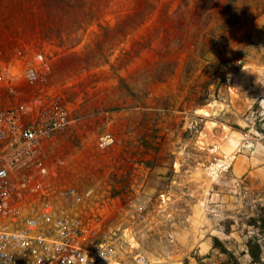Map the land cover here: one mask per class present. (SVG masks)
Listing matches in <instances>:
<instances>
[{
    "label": "rangeland",
    "instance_id": "obj_1",
    "mask_svg": "<svg viewBox=\"0 0 264 264\" xmlns=\"http://www.w3.org/2000/svg\"><path fill=\"white\" fill-rule=\"evenodd\" d=\"M0 56L73 109L44 160L119 226L95 264H264V0H0Z\"/></svg>",
    "mask_w": 264,
    "mask_h": 264
},
{
    "label": "built area",
    "instance_id": "obj_2",
    "mask_svg": "<svg viewBox=\"0 0 264 264\" xmlns=\"http://www.w3.org/2000/svg\"><path fill=\"white\" fill-rule=\"evenodd\" d=\"M38 61L42 53L35 55ZM39 64L0 56V264H95L114 255L110 244L119 226H110V211L86 202L76 185H63L59 164L45 163V142L73 121L72 107L59 97L24 98L22 86H34ZM116 141L110 131L97 139L99 148ZM54 171V172H53ZM52 172L54 177L52 178ZM128 214L142 208L126 201ZM122 208L121 202L117 210ZM136 264H148L144 255Z\"/></svg>",
    "mask_w": 264,
    "mask_h": 264
},
{
    "label": "trees",
    "instance_id": "obj_3",
    "mask_svg": "<svg viewBox=\"0 0 264 264\" xmlns=\"http://www.w3.org/2000/svg\"><path fill=\"white\" fill-rule=\"evenodd\" d=\"M260 224L258 225L257 222L255 221L254 224H256L259 228L260 231L264 232V206L260 207V212L258 214ZM247 251L250 254L252 261L256 262L260 259V253H261V246L260 243L257 239V237L253 236L250 238L247 242ZM225 249V248H223ZM223 264H241L238 260V258L232 254L229 253V258L226 260Z\"/></svg>",
    "mask_w": 264,
    "mask_h": 264
},
{
    "label": "bare ground",
    "instance_id": "obj_4",
    "mask_svg": "<svg viewBox=\"0 0 264 264\" xmlns=\"http://www.w3.org/2000/svg\"><path fill=\"white\" fill-rule=\"evenodd\" d=\"M231 158V157H230ZM228 161H230V160H228ZM212 166V165H211Z\"/></svg>",
    "mask_w": 264,
    "mask_h": 264
}]
</instances>
